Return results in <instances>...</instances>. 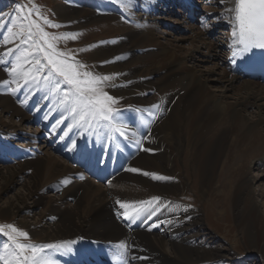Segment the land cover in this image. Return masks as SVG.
Segmentation results:
<instances>
[{
	"label": "bare ground",
	"instance_id": "1",
	"mask_svg": "<svg viewBox=\"0 0 264 264\" xmlns=\"http://www.w3.org/2000/svg\"><path fill=\"white\" fill-rule=\"evenodd\" d=\"M168 1L53 2V12L66 29L91 30L82 38L87 57L100 74L110 76L108 93L128 105L115 120L124 135L106 121L91 126L77 122L43 79L19 80L18 85L12 81L19 78L0 71V118L9 117L6 125L0 124V147L11 162L20 161L17 167L0 168V219L22 215L19 221L29 235L56 243L43 256L52 264L97 263L115 244L125 245L130 264H201L222 256L219 249L195 246L202 231L200 211L183 199L192 191L193 179L200 203L207 204L204 215L209 218L229 206L248 248L264 249V243H257L264 241V232L257 228L258 198L264 205V86L230 73L235 43L228 9L233 0H214L215 7L209 8L196 1L197 24L184 16L168 23L171 32L183 30L184 37L157 33ZM204 20L208 25H201ZM215 25L225 26V31L218 30L223 52L209 39ZM11 49L0 55L7 57ZM19 54L12 57L10 71ZM26 68L32 70L31 65ZM37 100L42 103L35 114H24L22 109ZM41 115L49 132L38 149L44 156H31L30 145L21 151L6 140L27 139L7 130L17 127L15 118L27 123ZM63 143L68 146L65 156L72 153L77 161L91 147L92 155L84 162L99 170L108 169L105 160L115 156L118 146L128 152L107 186H94L48 152ZM29 169L31 176L24 181ZM253 170L259 172L256 177H251ZM18 182L25 187L24 195L5 197ZM194 229L195 234L188 233Z\"/></svg>",
	"mask_w": 264,
	"mask_h": 264
},
{
	"label": "rangeland",
	"instance_id": "2",
	"mask_svg": "<svg viewBox=\"0 0 264 264\" xmlns=\"http://www.w3.org/2000/svg\"><path fill=\"white\" fill-rule=\"evenodd\" d=\"M54 1L62 3V4H67L69 2V0H0V52L3 51V49L12 47V49L10 50V52H11L10 55H8L7 57H6V55H0V61H3V63H0V71L2 73H4V75L6 77H12L13 75L11 74V71H10V68L12 67V61H13L12 57H14V55H17L21 51L28 49L30 47L31 41L24 43L21 41L20 38H15L10 43H6L5 41L8 40V38H9V35H10L9 29H11L13 32H19L20 26L27 24V20H24L22 18L25 16V13L27 12V10L33 9V5H35L43 17H47V19L50 20L52 23L59 25V27H56V28H51V27H48L47 25H44L43 20L36 15L35 10L32 11L31 19L36 20L37 23H40L41 26L44 27V30L47 31L50 35H56V36H62L65 34L75 35L76 41L72 40V39L60 40L57 42V47L62 52L70 53L71 56L74 57V59L77 63L83 64L86 66L85 68L80 69L81 72L88 71V72H91L95 76L110 77L107 74H104V75L100 74L97 71V69H95L96 66H95L94 62H92V60L89 57H87L88 49H87V47L84 46L82 38L85 35L90 34L91 30L89 29L86 32H84V31L80 32L77 30L66 29L67 28V27H65L66 25L62 22H59V20L57 19L56 15L53 12V8H54L53 2ZM208 1L213 2L214 0H208ZM208 4L209 3H207V5ZM212 4L213 3H211L207 7L208 8L209 7H215V5L213 6ZM21 6H24L25 11H20ZM201 6H202V4H201ZM203 7H206V6H203ZM119 9L120 8L118 7V10ZM216 13L217 12L215 11V9H213L212 14H216ZM163 17L165 18V21L157 26V33H159L161 36H163V35L165 36L167 33H171L174 37L175 36H177V37L186 36V34H184L183 30L182 31L180 30L178 32H171V29H169L170 27H168V23L172 22L171 20H173L174 18H172L170 16L168 17V13L163 14ZM203 23L208 25L209 22L204 20ZM212 29L213 30H215V29L216 30L217 29L218 30H225V26L224 25H215V27ZM212 29H211V31H213ZM177 30H179V29H177ZM92 33H94V31H92ZM214 34L215 35L212 36L211 38L209 36V39H210V41H212L218 45V47L220 48L219 52H223L222 36L217 34L216 31ZM183 46L188 47V43H183ZM36 58L41 59L42 63H46V61H43L42 54H37ZM31 67L33 68L32 65H31ZM110 82H111V79L103 82V84H102L103 91L105 93H107L108 95H110V94L108 93L107 87L110 84ZM63 87L66 88L67 86L63 85ZM50 88H51L52 93L59 94L60 95L59 98L61 99L62 94L57 93L54 89H52L51 86H50ZM12 89L13 88H11V86H10L9 90H12ZM12 92H14V90ZM229 94H233L235 96V94L232 91ZM114 99L117 101V103H115L113 105V108L115 110H117L116 113L124 111L128 108V105L125 104V100L123 98L117 97ZM41 103H42V100L35 101L31 105L32 107H35L33 112L29 113V110L31 109V107L29 106L28 109H26V108L22 109L23 113L26 114L27 116H32L33 114H35L36 108ZM62 104L65 105L64 103H62ZM65 106L69 109V106H67V105H65ZM50 111H51V109H50ZM72 117L75 118V120L78 122V117H75V116H72ZM39 119L42 120L45 118L43 115H41L39 117ZM36 120H38V119L29 120V122H27V123H20V121L17 118H15L13 120V122L17 125V127H13L15 129H12V128L7 129L8 131H10L12 133L16 132L17 134L21 135L22 138H27V139H17V141H14L11 138H7L6 140L9 141L11 144H13V146L15 148L19 147L20 149H23V151L26 148L25 146L30 145L31 147L27 148L28 149L27 152L31 156L43 155L44 150H41L40 153H38V149L41 145H43V142H45V138H46L45 135L49 133V132L48 133L43 132L42 130L38 129V127L34 123H32L33 121H36ZM8 122H9V117L4 115L0 118V124L1 125L2 124L6 125ZM43 123L41 124L42 127H44ZM44 128L46 129V127H44ZM37 137H41V139L40 138L38 139ZM35 138H37L36 139L37 141L35 140ZM42 139H43V141H42ZM34 145L36 146L37 149H33ZM6 148L14 150L10 146H8ZM67 148H68V146H67ZM17 150L18 149H16V151ZM48 152L51 155H53L55 158H57L59 161H61V162L64 161L65 165L70 166L66 162V160L64 159L65 155L61 157L57 154L58 150H56V151L50 150ZM16 161H18V162H15L14 164H10L7 166H3L0 164V168L2 170H4L5 168H8V167L9 168L17 167L18 164L20 163V161L17 158H16ZM177 167L179 170L184 169L183 164H177ZM77 173L81 174L79 172V170H77ZM258 173H259L258 171L253 170L251 173V177L252 176L256 177ZM188 175H191V173H188ZM28 176H31V170L30 169L25 172V174L23 176V180L27 181ZM82 177H85L87 180L88 179L91 180L89 177H86L83 174H82ZM195 180L196 179H193V183L191 184L192 191L187 195L186 198H183L186 200L187 203L191 202L190 203L191 205L195 204L193 206L194 210L200 211V214H199L200 219L199 220H201V226H202L203 232L201 231L200 238L195 241V246H199L202 248H209L212 250H214V249L218 250L219 249V250H221V254H222V256L217 257L216 259H213V260L207 261V262L205 261V262H202L201 264H264V249L260 250L259 252H253V251H251L250 248H248L247 242L244 241L245 240L244 235L242 234L241 231L238 230V222L235 218V213L232 211L231 208H229V206L223 207L222 210L218 209L219 211L218 210L215 211L216 214L214 211H212V212H214V214L211 213L212 216H210L209 218L206 215H204L203 212L207 208V204L200 203L198 193L196 192L197 191L196 190L197 189V181H195ZM91 183L94 186H103V187H106L108 184V183L106 184L103 182H94L92 180H91ZM194 186H195V188H194ZM254 190H256V191H254V193L257 194L258 188L254 187ZM24 193H25L24 185H21L20 182H18L17 184L14 183V184L10 185L9 189L7 190L5 197H8V196L9 197L10 196L11 197H21L24 195ZM255 198L257 200L258 197L255 195ZM28 205H30L29 202H28ZM258 211H259V219H258L257 228H258V230L261 228V232H264V205L261 203L260 198H258ZM218 212H222V214L220 215V214H218ZM21 216L15 217V218L14 217H8V218L0 219V226L14 225L18 230L27 233L28 239L20 238L21 243H24L27 245H32L34 247H42L45 245H54V246L57 245L56 243H52V242L50 243V241L44 242L42 240V238L40 240V236L39 237H33V236L29 235L27 230L25 228H23V226L21 225V223L19 221L22 218ZM195 230H197V229L191 230L188 233L191 235L195 234L196 233ZM258 235H259V233H258ZM258 235H257V237H258ZM6 239H7L6 236H4L3 234H0V246H1L0 247V257H2V258H0V264H4V258L8 255L9 250L14 248L12 242L9 241L8 239L6 240ZM261 242L264 243V241H257V243H259V244ZM53 249H54V247H53ZM165 250L168 251L167 248ZM50 251L53 252L54 250H52V248H44V251L39 253V256L43 257L46 253H48ZM27 255H31V253H27ZM84 264H96V262H94L93 260H90L89 263H84Z\"/></svg>",
	"mask_w": 264,
	"mask_h": 264
},
{
	"label": "snow or ice",
	"instance_id": "3",
	"mask_svg": "<svg viewBox=\"0 0 264 264\" xmlns=\"http://www.w3.org/2000/svg\"><path fill=\"white\" fill-rule=\"evenodd\" d=\"M33 10L43 20L44 25L51 28L59 27L47 17H43L33 5V9L27 10L22 18L27 20V24L21 25L19 32L9 29L10 35L6 43L12 42L15 38H20L24 43L31 41L30 47L21 51L16 57V64L11 69V74L19 79H14L12 83L19 85V80L28 83L30 80L39 82L43 79L57 93L62 94L61 102L69 106L70 114L78 117V122L91 126L93 121L97 123L106 121L114 131L124 135L121 127L115 124L117 110L113 108V105L117 101L102 89L103 82L110 77L95 76L88 71L81 72L80 69L86 66L77 63L70 53L62 52L57 47L58 41L74 40L75 35H50L40 23L31 19ZM20 11H25L24 6H21ZM228 11L232 13L234 43L241 46L244 51L252 48L264 49V0H233V7H230ZM8 54L10 55L11 52ZM37 54H42L43 61L46 63L36 58ZM26 65H32V70H28ZM130 170L137 171V169ZM153 179L165 178L153 176ZM121 207L127 208L128 205L121 204ZM0 234L6 236L14 246L4 258V264H52L50 260L40 257L39 253L43 252L44 248L58 246L34 247L21 243L20 238L28 239L27 233L18 230L14 225L0 226ZM119 247L123 249L125 245L121 244Z\"/></svg>",
	"mask_w": 264,
	"mask_h": 264
}]
</instances>
